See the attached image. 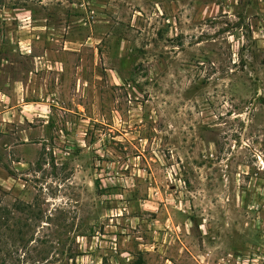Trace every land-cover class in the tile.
<instances>
[{
  "label": "rangeland",
  "instance_id": "374dc122",
  "mask_svg": "<svg viewBox=\"0 0 264 264\" xmlns=\"http://www.w3.org/2000/svg\"><path fill=\"white\" fill-rule=\"evenodd\" d=\"M19 204L54 264H264V0H0Z\"/></svg>",
  "mask_w": 264,
  "mask_h": 264
},
{
  "label": "trees",
  "instance_id": "16d2710c",
  "mask_svg": "<svg viewBox=\"0 0 264 264\" xmlns=\"http://www.w3.org/2000/svg\"><path fill=\"white\" fill-rule=\"evenodd\" d=\"M19 205L18 212L25 218L15 217L14 224L10 219L11 212L5 207L0 208V264H54V261L47 259L59 247L52 239L55 232L50 227L29 224L28 221H41L43 213L40 210L31 213L28 206ZM46 220L51 221V217ZM60 253L65 255L60 264H75V255L70 251L69 254L64 251ZM102 264H105L104 259Z\"/></svg>",
  "mask_w": 264,
  "mask_h": 264
}]
</instances>
